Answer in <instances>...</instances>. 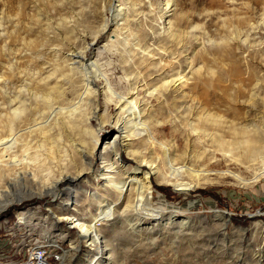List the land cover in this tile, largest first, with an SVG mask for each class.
Listing matches in <instances>:
<instances>
[{
  "label": "rangeland",
  "instance_id": "obj_1",
  "mask_svg": "<svg viewBox=\"0 0 264 264\" xmlns=\"http://www.w3.org/2000/svg\"><path fill=\"white\" fill-rule=\"evenodd\" d=\"M120 8L126 14L117 18ZM71 49L92 52L88 63L96 59L103 81L98 91L110 84L114 102L98 92L55 127L54 143L68 148L60 158L70 174H81L69 189L56 187L54 165L28 174L0 169V264H28L39 245L45 249L35 248L34 264H264L257 216L264 174L253 178L264 153L245 156L249 138L264 147V0H0V96L11 79L25 82L19 88L48 80L41 94L76 100L85 87L73 62L89 56L75 61ZM140 72L145 79L134 89L127 80ZM139 101L144 116L134 120L142 136L116 139V106ZM113 141L117 155L107 152ZM141 150H148L145 163L129 155ZM168 161L201 169L203 183H164ZM152 163L160 172L149 174L147 195L162 214L145 210L137 221L126 216L133 199L127 184L143 181ZM68 214L98 226L107 260H91L94 246L83 233L79 246L71 243L80 229L58 220Z\"/></svg>",
  "mask_w": 264,
  "mask_h": 264
},
{
  "label": "bare ground",
  "instance_id": "obj_2",
  "mask_svg": "<svg viewBox=\"0 0 264 264\" xmlns=\"http://www.w3.org/2000/svg\"><path fill=\"white\" fill-rule=\"evenodd\" d=\"M124 14H126V12H123L121 8L119 10H116L115 13L117 18L123 16ZM115 23H117V21ZM108 24L106 25V27H108ZM71 51L73 52L72 49ZM91 55L92 52H87L86 54V52L75 51V53H72L71 58L76 59L75 61L82 60V58L84 59L85 56L89 57L87 58L86 62L85 60L83 62H73L77 64V66L75 65L76 67H72V70L78 71V79L80 81H83L85 91L82 93H78L77 99L69 101L68 103H62L64 99L62 100L60 99V97H53L51 95L44 96L37 90L38 88H40V85L47 86L48 80L37 83V86H35L34 88H19L18 82H22L20 81L22 79H11L8 83H6V94L4 96H0V169L15 167L21 172L24 171L28 174L29 171H35V173L48 171L52 168V165H54L56 170L61 171V178L56 182V187H61L62 189L59 188V190L63 191L64 188L69 189L68 186L75 183L76 180L81 176V174H76L77 176H73L68 172L71 167L66 164L67 161L64 160V158H60V154L63 153L64 155V153L68 150L67 145H64V148L61 150L59 146L55 144L58 142V139L54 135V131L55 127L60 123L61 119H73V117L76 116L77 113H79L78 111L84 109L83 107L87 104V101L92 100V97H95L98 92L99 94L106 97V104L114 102V98L112 97V87L110 84L106 85L108 83H105L104 89L102 91H98L99 83H101L102 81L100 80L102 76L99 75L100 72H98L96 59L94 61V64L88 63L92 58L90 57ZM144 79L145 78L143 76V73L140 72L139 76L136 75L133 80L130 78L129 80H127V82L128 84L134 86L135 89L137 87L134 84H139V82L144 81ZM58 81L59 80H57V83H59ZM170 83L165 81L164 87L167 88ZM63 95H65L64 91H62V94L59 96L62 97ZM141 104L142 102L139 101L137 102L136 106L132 107V105H129V108L126 109H120L121 106H116L118 110V115L115 121L116 139H120L123 137L126 138L129 136H142V127L136 126V122L134 120L137 116H144V108H141ZM129 126H133L131 131H128ZM96 142H98V140H96ZM149 142L150 144L153 143L152 141ZM245 142L247 144V151L245 152V156L247 159L253 158L255 155H262V153H264V147L257 146L256 142L254 140H251V138L245 140ZM117 143L118 142L113 141V145L109 146L107 152L111 151L112 153L117 155L120 150ZM70 145L76 151L79 150L77 148L78 146L76 147L74 140H72V143H70ZM126 145L129 146V143H126ZM220 145L224 148L227 147V141L225 142V140H223ZM230 145L231 144H228L229 147ZM81 149V155H85V157H88L85 149L82 147ZM147 152H143L142 150L131 151L129 152V155L136 156L139 158V160L145 159L144 161H142L143 163H145V161H147ZM66 156L67 155L65 154L63 157ZM259 162H261V164L263 163V167H261V170L263 169V171L260 173H256L257 175L255 174L253 178L262 177V175L264 174V156L261 157ZM167 164H169V161ZM141 166H143V164H141ZM149 166L151 169L145 171L142 175L143 181H141L140 183L136 181L135 183L133 182L128 184L127 182H125V184H127L132 189L133 193L131 204L127 205L128 207L126 209V216H132L137 221L140 220L143 216L145 217V210L152 211V214L154 213L156 216H160L162 214L161 209L157 210L158 207L151 204L152 200L147 195L152 188V183L149 176L152 173L154 174L160 172V170L157 169L156 165L153 166V163ZM168 166L169 173L161 174L162 181L164 183H170L178 187L179 189L196 188V186H199L203 183L202 180L204 178H202V176L204 177L205 173H203L201 169L198 170L195 168H190L186 165L176 167L174 163H171ZM112 170L110 172H104L103 170L102 174L108 177V175H111ZM137 171L133 172L136 174ZM184 172H188V174L192 177V181L184 180V177L182 176ZM134 173L131 175V177H135ZM146 196L148 201L144 199ZM6 207L7 205H4L2 209ZM52 215L53 213L48 212L46 216L48 219H51ZM112 218H115V216L113 215ZM58 220L64 221L70 226H76L78 227V229H80L77 238L73 239L71 243L73 245L79 246L82 242L81 233H83L85 241L94 246L95 256L91 259L92 261H98L102 258L107 260L109 258V256H107L108 246L106 240L104 237L99 238L100 234L98 226H96L95 224L89 226L87 225V223L82 221L80 217L76 219L75 215L73 214L60 216ZM186 222L187 220L184 219L180 223L181 225H186ZM135 227L134 225H132V228Z\"/></svg>",
  "mask_w": 264,
  "mask_h": 264
},
{
  "label": "built area",
  "instance_id": "obj_3",
  "mask_svg": "<svg viewBox=\"0 0 264 264\" xmlns=\"http://www.w3.org/2000/svg\"><path fill=\"white\" fill-rule=\"evenodd\" d=\"M257 216H259L261 219L264 220V206L258 209V211H257ZM17 221L20 222L19 218L17 219ZM22 222H24V221H22ZM20 223H21V222H20ZM35 248H39V249H38V252H39L40 250H44V249H45V246H41V245H39V246H35V247L32 249V253H35V252H36L37 249H35ZM40 248H41V249H40ZM32 253H31V256H30V260H29L30 263H28V264H34V263H33L34 261L32 260V259H34ZM45 254H48V253H46V252L44 251L43 253H38V256H42V255H45ZM34 256H35V254H34Z\"/></svg>",
  "mask_w": 264,
  "mask_h": 264
}]
</instances>
